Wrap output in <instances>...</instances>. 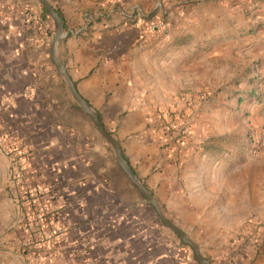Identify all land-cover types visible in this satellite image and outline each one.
Instances as JSON below:
<instances>
[{"label":"crops","instance_id":"1","mask_svg":"<svg viewBox=\"0 0 264 264\" xmlns=\"http://www.w3.org/2000/svg\"><path fill=\"white\" fill-rule=\"evenodd\" d=\"M49 1L65 31L56 57L163 214L209 264H264V148L252 154L264 137V0ZM157 20L169 36L150 29ZM53 31L38 0H0V132L48 191L45 225L64 230L33 263L196 264L69 94ZM199 93L209 99L193 107ZM0 159L14 189L1 147Z\"/></svg>","mask_w":264,"mask_h":264},{"label":"built area","instance_id":"2","mask_svg":"<svg viewBox=\"0 0 264 264\" xmlns=\"http://www.w3.org/2000/svg\"><path fill=\"white\" fill-rule=\"evenodd\" d=\"M150 29L160 31L165 37L169 36V25L162 20L152 22ZM202 99L203 95L199 93L192 100L191 105L193 107L198 106ZM189 132L190 127L186 122L180 124L177 128V136L180 138L188 135ZM0 147L10 162V180L17 190L18 203L22 209L20 231L30 238V247H32L33 251L41 250L47 244L58 240L64 234V230L61 227L49 228L45 225V217L48 210V191L42 185L28 181L26 177L25 150L9 146L5 135L1 132ZM263 148L264 137H259L254 141L252 154L258 156ZM36 260L40 262V257H36Z\"/></svg>","mask_w":264,"mask_h":264},{"label":"water","instance_id":"3","mask_svg":"<svg viewBox=\"0 0 264 264\" xmlns=\"http://www.w3.org/2000/svg\"><path fill=\"white\" fill-rule=\"evenodd\" d=\"M38 1L46 8L48 14L52 18L54 24V31H53V36L49 43V56L52 62L54 63L58 74L61 76L69 94L76 102V104L80 107V109L90 116L98 132L108 142L118 166L123 170L129 181L137 187L143 199L154 209L155 213L158 215L161 222L165 226L173 230L175 234L179 237V239L184 244L188 245L191 248L196 264H209L208 259L200 251L199 246L188 236V234L163 214L161 207L157 199L153 195V193L137 177L134 170L127 162L117 139L105 130L100 119L98 118L97 112L79 94L64 64L61 61H59L58 58L56 57L57 44L60 41V39L65 35L62 18L49 0H38Z\"/></svg>","mask_w":264,"mask_h":264},{"label":"rangeland","instance_id":"4","mask_svg":"<svg viewBox=\"0 0 264 264\" xmlns=\"http://www.w3.org/2000/svg\"><path fill=\"white\" fill-rule=\"evenodd\" d=\"M207 99H209L208 95L203 96L201 102L204 103ZM261 131H264V125ZM21 214L22 209L18 203L17 190L15 188L10 190L6 186V171L2 159H0V264H8L9 255L6 254L3 258V254L6 251L11 252V249L14 254H29L30 259H26V263L34 264L32 260L33 249L30 247L31 240L20 231ZM10 234L14 241L10 240L9 242ZM21 247H25V250Z\"/></svg>","mask_w":264,"mask_h":264},{"label":"trees","instance_id":"5","mask_svg":"<svg viewBox=\"0 0 264 264\" xmlns=\"http://www.w3.org/2000/svg\"><path fill=\"white\" fill-rule=\"evenodd\" d=\"M43 6V5H42ZM43 11L45 12V14H47L48 16H50L46 10V8L43 6Z\"/></svg>","mask_w":264,"mask_h":264}]
</instances>
